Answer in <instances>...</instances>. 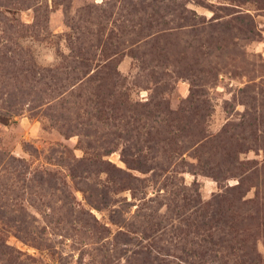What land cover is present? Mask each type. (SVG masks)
<instances>
[{
  "label": "rangeland",
  "instance_id": "1",
  "mask_svg": "<svg viewBox=\"0 0 264 264\" xmlns=\"http://www.w3.org/2000/svg\"><path fill=\"white\" fill-rule=\"evenodd\" d=\"M0 219V264H264V0H0Z\"/></svg>",
  "mask_w": 264,
  "mask_h": 264
},
{
  "label": "trees",
  "instance_id": "2",
  "mask_svg": "<svg viewBox=\"0 0 264 264\" xmlns=\"http://www.w3.org/2000/svg\"><path fill=\"white\" fill-rule=\"evenodd\" d=\"M238 188H240L239 187V185H236V186H233V187H231L230 188V190L229 191H227L226 189H224L225 190V192H233V190H235V189H238ZM222 196V195H221ZM237 199H238V196H237ZM0 220H2V219H0ZM7 222L8 221H6V224H7ZM21 222V221H20ZM22 224L21 225H18L19 227H22V228H18V230L16 231V232H18L17 234H16V236L19 238V239H25L26 238V232L24 233V231H22V230H27L28 228V226H26L25 224H24V222H21ZM20 232H21V234H20ZM0 248H4V250H6V252L8 251L9 252V255L11 256V254H12V251H16V249H14L10 244H8L7 242H6V240L4 241H0ZM18 252V251H17ZM17 257V256H16ZM8 264H12L11 262L10 263H8ZM15 264V263H14Z\"/></svg>",
  "mask_w": 264,
  "mask_h": 264
}]
</instances>
